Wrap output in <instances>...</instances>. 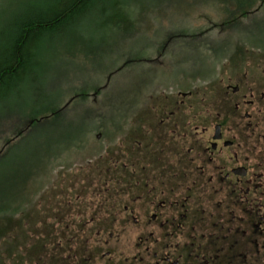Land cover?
I'll use <instances>...</instances> for the list:
<instances>
[{
	"label": "rangeland",
	"instance_id": "1",
	"mask_svg": "<svg viewBox=\"0 0 264 264\" xmlns=\"http://www.w3.org/2000/svg\"><path fill=\"white\" fill-rule=\"evenodd\" d=\"M57 1L10 0L0 13V30L6 27L13 33L14 20ZM226 15L214 0H93L83 12L41 36L31 50V66L0 95V149L10 133L57 107L64 111L39 123L38 134L18 146L20 154L27 142L46 134L67 131L78 138L53 157L37 183L25 185L27 222L32 223L28 231L46 240L35 261L77 264L94 250L128 249L137 242L131 221L123 231L101 220L86 223L95 210L109 205L101 198L106 181L119 184L126 176L118 170L107 173L105 164L117 167L122 142L132 147L137 114L159 121L184 101L188 120L227 118L235 95L229 86L239 85V97L248 88H264V8L256 14L261 21L253 26L249 19L224 26ZM1 42L0 36V48ZM76 95L88 99L74 100ZM123 121L129 122L128 133L122 132ZM129 160L131 155L122 161ZM9 172L10 164L1 166L0 179ZM127 194L124 202L132 199ZM71 211L75 216L68 214ZM13 244L0 245L7 256L0 257V264H13V254L7 255ZM19 255L16 262L34 264L21 247Z\"/></svg>",
	"mask_w": 264,
	"mask_h": 264
},
{
	"label": "flooded vegetation",
	"instance_id": "2",
	"mask_svg": "<svg viewBox=\"0 0 264 264\" xmlns=\"http://www.w3.org/2000/svg\"><path fill=\"white\" fill-rule=\"evenodd\" d=\"M229 88L227 118L188 120L184 101L159 121L137 114L132 147L122 142L117 167L105 164L107 173L126 174L116 200L86 222L109 219L123 231L131 221L137 242L94 250L77 264H264V88L240 97L239 85ZM110 187L101 198L112 197Z\"/></svg>",
	"mask_w": 264,
	"mask_h": 264
},
{
	"label": "trees",
	"instance_id": "3",
	"mask_svg": "<svg viewBox=\"0 0 264 264\" xmlns=\"http://www.w3.org/2000/svg\"><path fill=\"white\" fill-rule=\"evenodd\" d=\"M92 1L58 0L53 5L45 7V10L31 13L25 19L14 20L13 33L9 34L6 27L0 30L1 44L3 45L0 48V95H5L9 84L31 66V50L36 48V45L38 46L41 36L62 26L74 15L77 16L83 12ZM214 1L219 2L227 13L223 22L224 26L240 24L241 21H246L247 19L250 21V26H253L257 22L264 20H260L256 15L257 12L263 10L264 0ZM9 2L10 0H0V13L7 9ZM171 38L173 37L170 36L169 39ZM128 63L124 66H127ZM73 98L74 100L88 99L87 97H81V95H76ZM63 111L64 109L58 107L51 108L33 117L27 125L17 128L14 132L10 133L12 136L4 139L5 143L3 146L5 148L0 149V167L9 166L10 164L9 176H4L0 179V245L8 242L14 243L12 247L9 246L12 253L8 250L9 253L7 254L9 258L13 254L15 258L13 259V264L23 263V260L16 262L17 259L21 258L19 255L20 247L22 251L26 252V255H30L29 258L34 264L44 263L41 260L35 261L34 259V255L37 253L38 255L41 254L39 251L45 247L46 240L40 239L36 233L32 234L28 231V227H32V223L27 222L30 219H28L29 213L27 214V211L29 209L25 207V202L29 199L27 196L29 190L26 192L25 185L29 187L31 183H37L41 173L43 171L46 172L45 170L48 169L53 157L58 155L65 147H68L69 143H72L78 136L73 137L67 131L61 132L59 136L56 132L54 137L46 134L42 138L27 142L21 150V154L18 146L30 136L38 134L35 128L39 123L46 122ZM31 150L33 151L31 152ZM25 153L29 156L28 159L24 157ZM12 166L14 168H11ZM106 184L112 186L109 188L108 194V196L112 197L104 198L102 202H113L116 200L114 197L117 191L116 187L119 184L114 179L107 180ZM92 214H94L93 218L96 217L94 212ZM105 223L109 226L114 225L109 222ZM77 230L79 232L80 229L77 227ZM28 234L31 235L30 238ZM74 238L75 233H72L71 242H73ZM26 243H29L30 246H26ZM3 252L4 248L0 247V257L6 258L7 256ZM57 259L58 254L56 255Z\"/></svg>",
	"mask_w": 264,
	"mask_h": 264
}]
</instances>
